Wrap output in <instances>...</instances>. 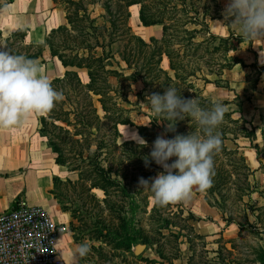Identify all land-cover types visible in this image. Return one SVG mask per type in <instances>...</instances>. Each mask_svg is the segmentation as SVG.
<instances>
[{
	"label": "rangeland",
	"instance_id": "rangeland-1",
	"mask_svg": "<svg viewBox=\"0 0 264 264\" xmlns=\"http://www.w3.org/2000/svg\"><path fill=\"white\" fill-rule=\"evenodd\" d=\"M74 1L77 2L79 7L86 8L87 15L94 20V25L101 27V25L105 24L109 27V23L105 22L106 19H116L118 20L117 22L122 21L121 24L123 23L124 14L121 11V6H119L121 4L120 0ZM147 2L151 6L152 11L157 8L156 0H147ZM55 3L57 8L63 10V12L68 10L71 15L77 9L75 4L67 3L66 0H57ZM103 4L109 5L110 13L106 12ZM193 4L199 8L205 5L211 12L215 13L211 0H194ZM124 10L129 15L126 20L129 31L125 29L126 25L123 23L116 32L111 33L113 43L109 44L112 54L118 61H120L118 56L120 50L122 51L127 45L134 47L137 44L136 41L128 39L129 35L137 36L140 31L139 22L137 19L132 18L133 6ZM47 14H43L44 17ZM82 15L84 16V12L79 9L77 18L83 17ZM177 17L179 16H174L167 12L164 16L166 23L169 25V39L172 38L174 43L178 41L177 39L179 38L177 37L182 34L181 18ZM171 18L174 19L171 20ZM78 19L76 24L80 26L79 29L81 26L84 29V26L89 25L87 19L83 18L81 21H78ZM45 26L42 22L39 27L32 29L27 37L28 43L44 37ZM191 26L192 24H187V27ZM83 29L82 32L86 33L87 31ZM110 31H112L110 28L109 32L108 30L103 31L99 39L101 40L102 36H105V42L108 41L110 39V35H108ZM70 35H75L72 37L68 35L70 43L76 42L78 39L88 38L85 34L71 33ZM53 39L59 45L60 42L66 39V35L59 32L53 36ZM92 39L93 36L91 34L90 41ZM149 40L146 42H149ZM196 40L200 41L201 38L198 37ZM215 44H217L216 41L208 44L206 48L201 47L197 55L195 53L191 55L197 64L194 66L199 68L201 72L197 71L196 77H188L187 81L193 82L195 88L200 90L203 96L205 94L200 84L206 83L204 78L205 75L206 77L209 75L208 70L220 71L221 64L223 65L224 63L222 49L214 53H206ZM174 47L176 48V46ZM100 51V48H98L97 54H100ZM120 64L122 67L125 66L122 61ZM39 66L44 67L43 70L41 69V74L46 75L49 80L53 77L61 76L63 73L60 66ZM161 66L172 73L168 69L166 56H163ZM47 69L48 72L46 71ZM192 69L193 67L190 65H183V70L181 71L188 72ZM78 73H80L81 81L86 84L88 79H85L81 71ZM127 73L125 72L119 78L112 75L107 78V82L120 95H125V101H121V97L117 98L120 101V107L123 108V116H128L136 125L149 126L148 115L151 109L147 105V96L144 98L137 96L138 91L142 89V84L139 80L129 81L126 78ZM111 95L113 94L111 93ZM107 105L113 106L111 103ZM67 107L65 106L66 110ZM113 111L114 109L111 110V112ZM114 113L110 115H117L118 111ZM99 115L102 116L103 113L99 112ZM153 115L158 118H164V116L155 113ZM111 120L110 118L101 119L96 130L93 128L89 130L93 135L77 136L79 139L78 143L67 141L64 143L63 152L69 168L80 166V168L84 169L88 165V161L75 157L73 148L84 149L89 145V151L93 152L100 138L105 139L106 144L100 150L99 159L104 166L111 167L110 175L118 177L121 184L117 187H109L106 193L99 188H92L89 191V180L84 178L79 180L77 172L69 171L68 167L65 166L64 174L57 176L60 181H56L54 184L51 181L49 186L48 193L53 198L52 206L49 209L50 214L60 215L65 213L67 216V237L70 242L68 248H63V256L60 254L65 264H72L69 259L70 254L76 249L78 244L85 241L90 243L91 251L86 257L79 259L78 264H149L139 259H159L158 255L160 252L166 257L163 260L164 264H187V259L189 258L195 264H212L207 263L206 260L216 257L217 254H219V258L215 260L218 264H262L261 259L264 257V187H259L255 184L253 177L245 169V161L240 159L241 153L239 150L238 153L226 154L220 149L214 156L215 175L212 187L206 191L194 189L188 201L161 207L155 205L151 191L142 189L139 186L141 177L149 179L156 177L158 173L163 171L160 165L150 159L153 143H147V146L139 145L132 138L134 134H137L136 128L129 125L121 126V124L117 125L121 136L117 137L115 142ZM92 123L95 125V120L92 119ZM161 123H163V120ZM174 123L175 132L162 131L158 132L159 136L163 135L166 139H169L168 137L170 136L171 139L177 134L187 135L191 132L203 136L198 123L190 117L177 120L176 122L169 120V124ZM167 125L165 124V128H167ZM82 127L80 126L77 129L81 130ZM223 127L226 129L231 127L227 124L225 116L222 124L217 129L221 138ZM68 129L71 133L74 132L72 127H68ZM87 131L85 129L86 133ZM85 137L89 141L86 142ZM238 137L237 135L236 138ZM234 139L229 134L228 138L222 140L227 148L235 149ZM125 140L133 141V143L129 142L121 145ZM40 142L41 140L37 138V147H40ZM24 153L25 151L23 152V162L26 159ZM32 154L34 155V152ZM262 154H264V147ZM145 157H149L150 160L147 167L145 166ZM175 159L173 157L169 160V163H172ZM24 170H26L25 166L23 173ZM54 176L56 174H52L50 176L51 179ZM243 187L244 189L248 188V190L243 192ZM198 199L215 208L217 211L216 218L221 226L224 225L223 228L232 223L238 227V230L228 234L230 236L221 234L213 238L197 232V223L212 220L211 217L201 216L192 210V206H195L194 201ZM255 215H258V219L255 218ZM119 216H124V221L120 220ZM255 219L258 222L255 225L256 228H252L251 223ZM132 235H137L139 239L136 244L127 249L124 245L125 241ZM175 255H178V258L173 259Z\"/></svg>",
	"mask_w": 264,
	"mask_h": 264
},
{
	"label": "trees",
	"instance_id": "trees-1",
	"mask_svg": "<svg viewBox=\"0 0 264 264\" xmlns=\"http://www.w3.org/2000/svg\"><path fill=\"white\" fill-rule=\"evenodd\" d=\"M10 1L11 0H0V8ZM56 1L57 0H54V2ZM187 1H189V3H187ZM211 1L213 2V6H215V0ZM66 2L73 3V5L75 4L77 9L73 15L66 10L65 18L67 23L51 29L43 42H26V29L14 31L6 37H3L0 31V47L10 50L13 54L24 55L25 57L36 61L38 64L45 62L43 53L45 49H48L50 55L56 57L65 68L61 76L54 77L50 80L55 89L63 92L64 99L57 103L55 108L48 115L37 117V132L40 136L46 139L47 146L55 154L54 162L67 167V160L65 159L63 152L64 143L67 141L78 143L79 139L77 136L82 137V135L85 136L86 134L93 135L89 130L91 128L96 130L99 127L98 124L101 119H112L111 121L114 130L113 137L115 138V142L117 137L121 136L117 128L118 124L134 126L137 130V134L146 140L147 143L151 144L155 141L157 136H159L158 132H166L165 124H168L169 120L165 117L158 118L156 115L154 116L152 110L148 115L150 120L149 126L136 125L128 116H123V108L120 107V101H118L117 98L121 97V101H125V95H120L112 88L107 82L108 77L113 75L114 77L119 78L121 75H124L125 72H128L126 78L129 81L139 80L142 84V89L137 93L138 97H148L153 93L163 94L168 87H174L178 89L182 98H197L202 108L210 109L215 101L203 96L200 90L195 88L193 82L187 81L188 77H196L197 71L201 72L199 68L194 66L197 64L191 55L194 53L197 55L201 47L206 48L208 44L216 41L217 44L213 45L209 51H206V53H214L215 51L222 49L224 63L223 65L221 64L220 71L209 69L208 73L220 74L223 68H229L237 62L236 59L230 60L227 57L228 51L235 48L233 41L240 42L244 39L241 35H234L232 32L225 37L209 33L205 18L207 15L209 18H214L218 13H210V9L203 5L202 18H199V7L194 6V0H156L155 3L157 8L153 9V11L147 0H120L121 4L119 6H121V11L124 14L123 23L125 25L127 24L126 20L129 15L124 9H127V7L131 5H138L139 24L143 26L161 24L162 36L160 39L150 38L149 42H146L139 36L128 34V39L136 41L137 44L134 45V47H129L127 45L122 51L120 50L118 53L120 61H118L112 54L109 44L111 45L113 43L111 33L116 32L118 27L122 26V21L117 22L118 20L116 19V21L106 19L105 22L109 23V27L105 24L99 27L94 25L93 19L89 18L86 13V8L79 7L74 0H66ZM103 7L107 13H110L109 5L103 4ZM79 9L83 10L84 16L82 15L83 17L78 19ZM166 12L171 13L174 16H179L177 18H181L180 25L182 36L180 35L177 37L179 39H177L178 41L175 43L172 41V38L169 39V25L164 19ZM76 18L78 21L83 20V18L87 19L89 25L84 26V29L83 26H81L79 29L80 26L76 24ZM172 19L174 18H171V20ZM187 24H192V26L187 27ZM109 28L112 30L108 34L110 35V39L105 42V36H102V39L100 40L99 36L103 34V31L108 30L109 32ZM128 28L129 27L126 25L125 29ZM82 29L87 32H82ZM59 32L64 33L66 39L58 45V43L54 41L53 36ZM71 33L85 34L88 38L78 39L76 42L70 43L68 35L69 37L75 36L70 35ZM91 34L93 36L92 41H90ZM198 37H201L200 41L196 40ZM174 46H176V48ZM98 48L101 50L100 54H97ZM163 56H166L168 59V68L172 73L162 68L161 62ZM121 61L125 64L124 67L120 64ZM183 65H190L193 69L188 72L181 71L183 70ZM73 68L86 69L88 79L86 84L81 81L78 72ZM204 80L206 82L209 80L206 75ZM111 93L113 95H111ZM110 103L113 105L112 107L107 105ZM65 106H68L67 110L65 109ZM112 109H114L113 112H111ZM115 111H118L117 115H110L115 114ZM99 112H102L103 115L100 116ZM92 119L95 120V125H93ZM162 120L163 123H161ZM225 120L231 127H227V129L223 127V140L228 138L229 134L233 136V138H236L238 135L248 137L251 140L254 139L255 128L252 124L251 129H248L245 126L246 121L244 119L232 118L231 113L227 111L225 113ZM80 126H83L82 129H77ZM68 127H72L74 132L71 133ZM85 129L88 130L87 133L85 132ZM168 138L170 139V136ZM85 140L86 142L89 141L86 137ZM223 140L221 150L226 154L238 153V149L236 148H227L224 145ZM129 142L133 143V141L125 140L121 145H125ZM105 144V139L100 138L99 142L95 145V150L93 152L89 151V145L84 149L73 148L74 156L80 160L88 161V165L84 169L79 166L75 168L68 167V170L77 172L79 180H83V178L89 180V191L92 188H99L106 193L109 187H117L121 184L118 177H112L110 175L111 167L104 166L99 159L100 150ZM253 147H255L257 153L260 154L258 144H253ZM262 155L264 156V154ZM240 156V159L244 161L243 156ZM244 166L249 172V175H252V171L245 165V163ZM261 167L264 169V165ZM51 181L54 184L56 181H60V179L59 177L54 176ZM244 190H248V188L244 189L243 187L242 191L244 192ZM50 193L52 192L50 191ZM124 218V216H119V219L122 221H124ZM255 218L258 219V215H255ZM256 219L251 223L252 228H256L255 225L258 222ZM138 239L139 237H137V235L128 237L124 244L125 248L130 249L137 243ZM218 255L219 254H217L216 257L207 259L206 262L218 264L215 260L216 258H219ZM158 256L159 259L144 258L139 260L149 264H164L163 260L166 257H164L162 252H160ZM176 258H178V255L173 257V259ZM187 262V264H195L190 261V258L187 259ZM261 263L264 264V257L261 259Z\"/></svg>",
	"mask_w": 264,
	"mask_h": 264
},
{
	"label": "crops",
	"instance_id": "crops-1",
	"mask_svg": "<svg viewBox=\"0 0 264 264\" xmlns=\"http://www.w3.org/2000/svg\"><path fill=\"white\" fill-rule=\"evenodd\" d=\"M215 2L216 5L213 8L218 14L214 18H209L208 15L205 18L209 33L221 37L228 36L230 32L234 35H241L239 29L223 15L228 0H215ZM55 4L54 0H11L0 8L2 36L6 37L14 31L26 29L25 40L28 42L27 37L30 31L39 27L43 22L46 25L44 37L29 43L43 42L51 29L67 23L65 12L57 8ZM132 6V18L139 22V6L129 7ZM45 13H48L46 17L43 15ZM210 13L213 12L210 11ZM202 14L203 9L199 8V18H202ZM138 26L140 31L137 36L144 41L150 38L158 39L162 36L161 24ZM233 44L235 48L228 51L227 57L230 60L236 59L237 62L229 68H223L220 74H209L207 76L209 80L201 83L200 86L206 97L212 101H222L232 118L244 119L248 129H251V124L254 126V139L239 136L234 139V147L244 156L246 165L253 172L251 176L255 184L264 187V169L261 167L264 165L262 156L264 147V39L244 38L240 42L233 41ZM43 56L45 62L39 65L60 66L64 72L65 68L61 62L56 57H52L48 49L44 50ZM40 68L43 70L44 67ZM73 69L77 72L81 71L87 79L85 68ZM46 71L48 72V69ZM78 75L80 77V73ZM37 117L31 115L18 126L0 129V212L9 208L14 199L19 196L25 197L30 204L44 207L48 212L52 206L53 198L48 193L51 183L50 176L52 174L63 175L65 166L54 162L55 154L47 146L46 139L37 132ZM121 126L128 125L121 124ZM37 138L41 140L40 147H37ZM255 143L258 144L260 154L253 147ZM24 151L26 159L23 162ZM24 166L26 170L23 173ZM194 202L195 206H192V210L196 214L212 218V220L197 223V232L200 234L213 238L221 234L224 236L232 234L238 230V227L232 223L223 228L224 225L221 226L216 218L217 211L214 207L199 199ZM51 216L55 221L67 222L65 213ZM69 240L67 234H64L56 241V247L62 256L63 248L69 247Z\"/></svg>",
	"mask_w": 264,
	"mask_h": 264
},
{
	"label": "clouds",
	"instance_id": "clouds-1",
	"mask_svg": "<svg viewBox=\"0 0 264 264\" xmlns=\"http://www.w3.org/2000/svg\"><path fill=\"white\" fill-rule=\"evenodd\" d=\"M223 15L239 29L243 38L264 39V0H228ZM63 99V92L41 74L36 61L0 47V129L18 126L31 115H48ZM147 101L155 114L175 122L190 117L203 132V136L191 132L171 139L157 136L150 159L163 171L156 177L139 179V186L151 191L157 206L186 202L194 189L206 191L213 185L214 156L222 145L217 129L227 108L222 101H215L210 109H204L197 98H182L174 87H168L163 94L149 95ZM175 130V123H168L166 131ZM132 138L139 145L147 146V141L138 134ZM173 157L176 159L169 163ZM144 160L147 167L149 157ZM90 251V243L82 242L69 259L72 264H78Z\"/></svg>",
	"mask_w": 264,
	"mask_h": 264
},
{
	"label": "built area",
	"instance_id": "built-area-1",
	"mask_svg": "<svg viewBox=\"0 0 264 264\" xmlns=\"http://www.w3.org/2000/svg\"><path fill=\"white\" fill-rule=\"evenodd\" d=\"M67 233L44 207L16 197L0 212V264H65L56 241Z\"/></svg>",
	"mask_w": 264,
	"mask_h": 264
}]
</instances>
